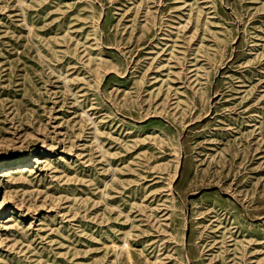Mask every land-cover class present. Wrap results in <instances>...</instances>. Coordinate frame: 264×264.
<instances>
[{
  "label": "rangeland",
  "instance_id": "1",
  "mask_svg": "<svg viewBox=\"0 0 264 264\" xmlns=\"http://www.w3.org/2000/svg\"><path fill=\"white\" fill-rule=\"evenodd\" d=\"M0 264H264V0H0Z\"/></svg>",
  "mask_w": 264,
  "mask_h": 264
},
{
  "label": "bare ground",
  "instance_id": "2",
  "mask_svg": "<svg viewBox=\"0 0 264 264\" xmlns=\"http://www.w3.org/2000/svg\"><path fill=\"white\" fill-rule=\"evenodd\" d=\"M21 161H19V163H20ZM7 165H11V164H7Z\"/></svg>",
  "mask_w": 264,
  "mask_h": 264
}]
</instances>
